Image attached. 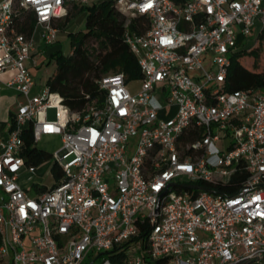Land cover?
I'll list each match as a JSON object with an SVG mask.
<instances>
[{
    "label": "built area",
    "instance_id": "built-area-1",
    "mask_svg": "<svg viewBox=\"0 0 264 264\" xmlns=\"http://www.w3.org/2000/svg\"><path fill=\"white\" fill-rule=\"evenodd\" d=\"M100 1L0 2V74L14 71L6 85L22 97L0 139V264H84L91 252L98 264L260 260L264 94L225 91L223 82L243 38L264 46V0H114L123 15L148 19L145 32L124 33L140 89L130 92L120 72L103 74L101 104L81 111L46 85L31 94L35 29L30 36L17 32V12L32 10L49 46L74 5ZM49 107L57 110L53 120ZM29 124L35 142L60 136L53 164L61 174L50 186L20 183L37 166L22 156ZM241 168L246 178L236 192L208 186L228 182ZM192 184L210 190L186 187Z\"/></svg>",
    "mask_w": 264,
    "mask_h": 264
},
{
    "label": "trees",
    "instance_id": "trees-1",
    "mask_svg": "<svg viewBox=\"0 0 264 264\" xmlns=\"http://www.w3.org/2000/svg\"><path fill=\"white\" fill-rule=\"evenodd\" d=\"M73 9L86 11L84 28L69 33L70 53L63 54L59 49H54L47 54L48 62L53 61L55 68L45 85L49 92L58 94L63 104L72 111H81L87 104H101L104 92L99 88L97 80L103 74L120 72L124 75L126 83L141 79L137 58L126 43L124 33L126 30L143 33L149 24L145 16L123 15L115 8L114 0L76 4ZM68 17L67 13L56 25L63 27ZM35 25L36 18L29 9H20L13 20L15 30L26 36L33 33ZM245 56L251 58L247 64L242 62ZM230 58L223 90L251 89L264 94V46L239 49ZM11 117L12 113L10 119ZM21 136L24 141L22 156L26 164L38 165L52 156L36 147L31 124L23 129ZM238 166L242 164L239 163ZM51 174L54 181H58L61 171L56 164L52 165ZM245 178L246 171L241 168L236 170L228 182L208 186L213 192L230 195L237 191ZM238 264H264V256L260 260L249 259Z\"/></svg>",
    "mask_w": 264,
    "mask_h": 264
},
{
    "label": "rangeland",
    "instance_id": "rangeland-1",
    "mask_svg": "<svg viewBox=\"0 0 264 264\" xmlns=\"http://www.w3.org/2000/svg\"><path fill=\"white\" fill-rule=\"evenodd\" d=\"M2 0H0L1 2ZM68 21L63 27H59L57 25V28L59 29L57 40L54 42V44L58 47V49L63 54H68L71 51L70 43H69V33L77 32L79 30H82L84 28V22H85V16L86 11L85 10H76V9H70L69 12ZM243 48H251L254 44L253 39L243 38ZM45 49V47H44ZM34 59L37 62L36 65H28L29 71L31 72L33 76V80L36 84V86L41 89L45 86L46 80L48 76L54 71L55 63L53 61L48 62L47 58V49L45 51L43 50L42 55L39 53L34 54ZM251 60L250 56H245L242 58L243 63H249ZM48 62V63H47ZM203 64L206 68H209V62L208 60L204 59ZM190 76H193V73H190ZM141 81L140 79L131 80L129 81L126 86L132 93H136L140 89ZM158 98L163 101V93L157 92ZM46 114L49 120H53L56 118L57 110L55 108L49 107L46 109ZM132 142L135 141V138L131 139ZM36 147L43 149L47 152H49L52 156L38 164L36 166L35 172L33 174H25L21 180L20 183L23 185H29L31 181L43 183L44 185L50 186L54 183L53 176L51 174V167L53 165L54 161V153L59 149L61 146V140L60 136L58 135H42L38 141H36ZM224 142H220V146H223ZM95 252H91L89 257H86L84 264H98L99 259H94Z\"/></svg>",
    "mask_w": 264,
    "mask_h": 264
},
{
    "label": "crops",
    "instance_id": "crops-1",
    "mask_svg": "<svg viewBox=\"0 0 264 264\" xmlns=\"http://www.w3.org/2000/svg\"><path fill=\"white\" fill-rule=\"evenodd\" d=\"M33 41L36 47V50L33 52L34 54L39 53L42 55V52L43 50L45 51V49H47L48 54L51 50L58 49L55 44H53V46H46L42 43L40 26H37L35 28L33 34ZM27 65H33L32 60H28ZM13 73V70H6L0 74V139L6 137L9 128L8 123L10 120V114L15 111L17 102L22 99V97L13 87H9L8 85H6V81H8L12 77ZM39 90L40 89L36 86L34 82L30 93L36 94Z\"/></svg>",
    "mask_w": 264,
    "mask_h": 264
},
{
    "label": "water",
    "instance_id": "water-1",
    "mask_svg": "<svg viewBox=\"0 0 264 264\" xmlns=\"http://www.w3.org/2000/svg\"><path fill=\"white\" fill-rule=\"evenodd\" d=\"M186 187L189 189L210 190V188L199 184L186 185Z\"/></svg>",
    "mask_w": 264,
    "mask_h": 264
}]
</instances>
